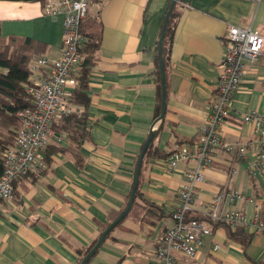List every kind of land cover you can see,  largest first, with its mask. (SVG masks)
Segmentation results:
<instances>
[{
  "label": "crops",
  "instance_id": "0c3cea01",
  "mask_svg": "<svg viewBox=\"0 0 264 264\" xmlns=\"http://www.w3.org/2000/svg\"><path fill=\"white\" fill-rule=\"evenodd\" d=\"M171 1H90L83 29L87 36L100 38V50L89 74L90 103L83 106L89 137L79 152L86 164H76L77 146L68 132L56 128L49 144L67 152H53L48 172L22 176L15 185L16 196L0 200V264H76V249L99 239L102 228L126 207L149 133L163 125L153 143V149L163 153L199 134L217 87L228 26L264 27V0H178L166 79L167 110L157 121L155 61ZM43 3L0 0L1 34L42 41L44 54L53 59L62 53L64 17L47 13ZM244 62L247 72L231 101L223 135L229 142H244L247 153L235 160L222 148L215 151L199 186L194 216H202V205L227 187L245 197L225 204L226 209H241L248 217L260 210L264 221V164H257L264 137L253 123L242 120V114L254 110L264 115V54L255 63ZM189 166L182 162L171 170L166 158L149 156L136 203L88 264H155L156 246L172 224ZM244 228L254 235L246 250L218 225L196 257L186 261L179 255V264H255L264 258V233ZM215 244L220 247L214 249Z\"/></svg>",
  "mask_w": 264,
  "mask_h": 264
},
{
  "label": "built area",
  "instance_id": "2783aa9c",
  "mask_svg": "<svg viewBox=\"0 0 264 264\" xmlns=\"http://www.w3.org/2000/svg\"><path fill=\"white\" fill-rule=\"evenodd\" d=\"M90 1L44 0L43 6L47 13L63 14L62 53L53 59L44 54L34 57L30 76L33 83L27 86L30 106L19 112L21 125L15 145L3 153L0 200L13 199L16 179L29 173L42 175L46 167L45 149L56 137L54 122L71 114L81 116L84 112V108L72 100L73 89L77 84L73 73L82 59L80 49L86 40L82 24L87 17ZM224 41L225 52L218 65L217 87L210 97V113L197 137L192 142L172 149L166 157L171 170L177 169L182 162L190 166L184 170L185 182L178 194V205L171 214L172 224L156 246L155 264H179V255H183L186 261L195 258L204 246L206 237L212 234L213 227L221 222L252 227L255 233H264L260 210L253 217H248L241 209L225 208L227 203L244 199L240 190L223 187L211 201L202 205V218L193 214L199 186L205 180V170L212 163L215 151L222 148L233 154L235 160L244 158L247 153L244 142H229L225 139L223 127L231 115V101L247 72L244 61L255 63L264 54V27L251 29L231 24ZM47 67L48 72L41 71ZM262 83L264 85V77ZM242 120L253 123L255 131L264 137V115L254 110L242 114ZM257 164H264V147L258 153ZM250 169L253 172L255 167ZM231 171L236 173L237 169L232 167ZM219 247V244L214 245V249Z\"/></svg>",
  "mask_w": 264,
  "mask_h": 264
},
{
  "label": "trees",
  "instance_id": "16d2710c",
  "mask_svg": "<svg viewBox=\"0 0 264 264\" xmlns=\"http://www.w3.org/2000/svg\"><path fill=\"white\" fill-rule=\"evenodd\" d=\"M26 1H35V0H26ZM44 1V0H42ZM177 5V3H176ZM175 5V7H176ZM175 7L173 8L169 21L166 27V34L163 42V56L165 61L166 68V79H167V70L169 67V61L171 57V48L173 43V36L175 31V18L176 11ZM87 18V17H86ZM84 23V22H83ZM82 31L86 37V40L81 47L82 59L73 73V77L77 80V85L73 91L72 100L75 104L79 106H88L90 103V94H89V74L90 70L98 57V52L100 50V38H95L90 35H86L83 29ZM46 50V44L42 41H38L31 37H20L16 35H10L4 37L1 34L0 26V174L3 172L4 168V157L3 153L6 149L11 148L15 145V139L18 132V129L21 125V118L19 112L25 107L30 106L27 100V86L32 84L30 79L33 70L31 68L34 57L43 55ZM45 55V54H44ZM155 74L157 78L158 86V102L156 106V115L159 116L161 113L162 101H161V73L159 67L158 54L156 55L155 61ZM86 111V109H85ZM84 112L81 116L77 114H71L62 118L59 121H55L53 127L62 131H66L69 134L71 141L77 146L76 153H73L76 164L82 168L86 164V159L84 155L79 152L82 144L89 137V129L87 127V117ZM162 124L155 130V136L146 151L144 161L149 158V156L155 157H164L170 153H163L157 149H153L154 139L159 135ZM189 140V139H188ZM194 139H191L192 142ZM66 148L56 147L48 144L45 151L46 155L44 160L46 162V167L43 169L42 174L49 171V165L52 162L51 155L55 151L67 152ZM143 161V163H144ZM143 167V166H142ZM141 177V176H140ZM21 178V177H20ZM19 179V178H18ZM15 180L14 185H16L17 180ZM140 195V185L136 192V198ZM16 196V187L14 191V197ZM13 197V198H14ZM135 198V203H136ZM155 206L150 204L149 207ZM149 210V209H148ZM172 214V213H171ZM202 218V216H196ZM111 223V221H110ZM106 224L102 228L104 229L110 224ZM219 226L226 228L228 236L230 239L238 242L244 250L251 244L253 239V233L246 231V229L241 225L232 226L226 222L219 223ZM98 240V239H97ZM95 240L88 246L84 248L76 249L78 252V261L76 264H79L81 260L86 256V254L91 250V248L97 242ZM88 264V263H87ZM255 264H264V258L259 261H256Z\"/></svg>",
  "mask_w": 264,
  "mask_h": 264
},
{
  "label": "water",
  "instance_id": "95a60500",
  "mask_svg": "<svg viewBox=\"0 0 264 264\" xmlns=\"http://www.w3.org/2000/svg\"><path fill=\"white\" fill-rule=\"evenodd\" d=\"M178 0H172L170 7L165 15L163 27H162V32L158 41V59H159V67H160V73H161V86H162V91H161V101H162V107H161V113L158 116V120H161L164 118L167 110V83H166V68H165V61H164V56H163V42L166 34V27L169 21L170 14L175 7L176 3ZM155 136V130L151 131L144 142L142 149L140 151L136 167H135V172L133 176V183H132V188L131 192L129 195V200L126 205V207L120 212V214L104 229V231L101 233L99 239L95 243V245L91 248V250L86 254V256L81 260L79 264H87L91 260V258L98 252L100 247L102 246L103 242L105 241L106 237L108 234L112 231V229L120 222L122 221L129 213L130 209L132 208L135 198H136V192L138 189V185L140 182V176H141V171H142V166H143V161L144 157L146 154L147 149L149 148L153 138Z\"/></svg>",
  "mask_w": 264,
  "mask_h": 264
}]
</instances>
